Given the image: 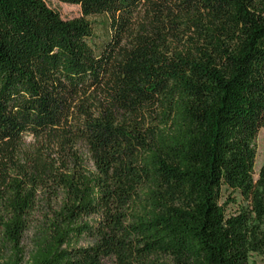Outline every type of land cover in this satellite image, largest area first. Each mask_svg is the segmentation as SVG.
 <instances>
[{
    "label": "trees",
    "instance_id": "trees-1",
    "mask_svg": "<svg viewBox=\"0 0 264 264\" xmlns=\"http://www.w3.org/2000/svg\"><path fill=\"white\" fill-rule=\"evenodd\" d=\"M58 1L0 0V264L263 253L264 0Z\"/></svg>",
    "mask_w": 264,
    "mask_h": 264
},
{
    "label": "rangeland",
    "instance_id": "rangeland-1",
    "mask_svg": "<svg viewBox=\"0 0 264 264\" xmlns=\"http://www.w3.org/2000/svg\"><path fill=\"white\" fill-rule=\"evenodd\" d=\"M45 3L53 10H56L58 13H60L61 17L64 19H69L73 17H78L81 15L80 8L76 4H66L63 2H60L58 0H44ZM89 19L93 21V27L95 28V32L99 33L100 30L96 26V22L98 18L95 16H89ZM26 141H30V138H26ZM255 146H256V154L254 158V174L253 177L256 179L257 172L259 167L264 163V129L260 128L258 130L256 139H255ZM3 180V172L0 168V183ZM221 196L219 199V203L223 204V207L225 209V213L228 216L229 214L236 213L238 211L239 203H240V197L235 192H230L229 190L221 188ZM29 237H26L25 246L26 248H29L28 244ZM248 264H264V252L260 253H250L249 255V261Z\"/></svg>",
    "mask_w": 264,
    "mask_h": 264
}]
</instances>
